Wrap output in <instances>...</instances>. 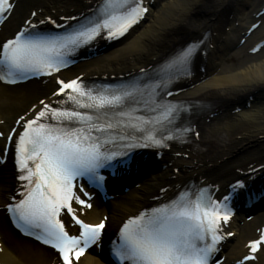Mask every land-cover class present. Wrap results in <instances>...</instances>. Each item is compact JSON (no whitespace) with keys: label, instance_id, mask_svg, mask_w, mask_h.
I'll return each mask as SVG.
<instances>
[{"label":"snow or ice","instance_id":"snow-or-ice-1","mask_svg":"<svg viewBox=\"0 0 264 264\" xmlns=\"http://www.w3.org/2000/svg\"><path fill=\"white\" fill-rule=\"evenodd\" d=\"M12 8V0H0V15H7ZM147 11L143 0H105L102 21L100 18L89 20L62 36L31 31L36 24L28 20L25 22L28 27L0 43V72L3 73L0 79L15 83L16 78L23 79L28 74L51 75L53 69L59 71L66 63L65 55L92 41L101 30H106L109 38H119ZM194 47H189L174 63L187 64ZM57 83L60 86L57 94L62 95L65 89H70L75 95L69 99L88 111H59L40 101L44 110L26 123V130L17 144L19 179L27 182L25 191L19 193L21 199L9 204L7 212L25 235L55 249L62 264H79L87 249L98 243L105 224L92 226L76 217L73 199L85 208H91L92 204L75 195L73 182L80 178L101 188L106 179L101 175V169L129 166L131 152L127 149L136 147L132 142L135 131L147 133L145 146L149 143L166 146L163 141L171 136L157 138L153 133L165 121L171 123L175 118L173 114L180 109L176 105L163 106L159 116L145 119L124 111L129 103L136 102L134 97L141 94L139 88L93 94L78 80ZM81 98H86L87 103H82ZM46 113L56 121L55 126L39 122ZM114 137L124 142V151L105 147L117 142ZM234 187L242 188L243 185ZM64 209L80 225L79 237L70 236L60 221ZM229 218L230 213L221 214L219 205L203 192L194 200L184 195L170 204L129 219L120 230L119 243L113 254L121 264H209L221 239L219 223L227 222ZM209 234L211 243L207 242ZM199 242H203L202 245ZM261 243L264 241L250 245L252 253L259 250ZM0 251H3L2 247ZM245 259H254V256Z\"/></svg>","mask_w":264,"mask_h":264},{"label":"bare ground","instance_id":"bare-ground-1","mask_svg":"<svg viewBox=\"0 0 264 264\" xmlns=\"http://www.w3.org/2000/svg\"><path fill=\"white\" fill-rule=\"evenodd\" d=\"M99 1L18 0L0 33V42L12 36L25 20H32L33 12L36 13L34 23L48 18L56 21L60 17L84 13ZM160 1L144 0L153 6ZM260 2L264 0H168L152 13L148 29L130 40V43L126 41L131 34L124 44L62 74L69 80L132 74L161 63L189 41H201L207 35L202 49L206 56L199 54L196 58L198 64L206 62L205 76L196 73L185 83L184 90L172 100L188 101L198 105V108L210 109V113H217V116L209 117L200 110L191 118L195 124V141L172 146L171 154L165 155L161 164L140 175V186L132 188L128 195H122L116 201L110 229L118 227L124 219L149 205L151 199L171 196L188 181H201L203 186L212 185L224 192L235 177L257 165H264V61L248 64L264 54V51L256 55L248 53L254 45L251 40L264 29V16L257 18L254 14L256 6H262ZM254 20L260 21L261 25L235 55L227 56L235 39L245 33ZM237 22L240 23L236 25ZM239 59L242 60L236 64L235 61ZM54 88L53 79L47 82L34 81L15 88L0 84V121L4 122L0 131H8L22 115L29 116L41 111V100L53 102L51 95ZM251 96L257 100L250 107L237 111V106ZM195 145L198 150L193 151ZM186 155L189 160L184 159ZM15 187V176L8 162L5 166L0 165V202L7 200ZM164 188L168 190L161 192ZM3 214L0 210V235L6 238L7 243L2 245L0 263L56 264L50 251L31 242L26 241L15 247L10 241L14 240V233L4 223ZM102 214L108 215L109 208L104 206L99 209L95 204L86 218L96 222ZM260 220L257 215L256 223ZM257 226L254 224L232 230L236 232L237 241L224 254L225 263L245 253V234L252 235ZM84 259L87 260L86 264H107L103 254H86ZM260 259L259 264H264V258Z\"/></svg>","mask_w":264,"mask_h":264},{"label":"rangeland","instance_id":"rangeland-1","mask_svg":"<svg viewBox=\"0 0 264 264\" xmlns=\"http://www.w3.org/2000/svg\"><path fill=\"white\" fill-rule=\"evenodd\" d=\"M168 0H161L159 3H157V4H155L154 6H153V8L151 9V11H150V13H149V15L147 16V18L142 22V24L135 30V31H133L132 33H131V35L129 36L130 38H129V40L128 41H126L127 39H125V41L126 42H129L130 43V40H132L133 38H135V37H137V36H139L141 33H144L145 32V30L146 29H148V27L150 26V23H151V17H152V13H154V12H156L159 8H160V6L163 4V3H165V2H167ZM256 9H259V8H256ZM250 10V9H249ZM240 22H237L236 23V25H238ZM263 35H264V29H263V31H262V33H260L257 37H254L252 40L254 41V40H257V39H259V38H261V37H263ZM238 40H239V38L237 37V39L235 40V46H236V44L238 43ZM251 40V41H252ZM125 42H124V40L120 43V45H122V44H124ZM234 47V46H233ZM233 50V49H232ZM231 51V50H230ZM237 53V51H235V52H233V53H229V54H227V56H229V55H235ZM242 60V59H241ZM240 59L239 60H236L235 62H236V64L237 63H239V61H241ZM264 61V54L263 55H261L259 58H257V59H255L254 61L252 60V61H250L248 64H253V63H258V62H263ZM204 70L205 69H203V72H204ZM221 72V69H219V73ZM219 73H217V75L219 74ZM185 160H189L188 158L187 159H185ZM0 205H3V203H2V201L0 202ZM1 207V206H0Z\"/></svg>","mask_w":264,"mask_h":264}]
</instances>
